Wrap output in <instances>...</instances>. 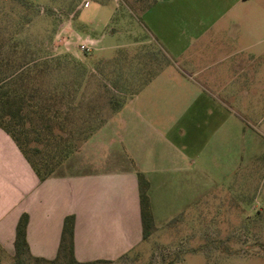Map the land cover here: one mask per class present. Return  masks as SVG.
Returning a JSON list of instances; mask_svg holds the SVG:
<instances>
[{
  "label": "crops",
  "instance_id": "crops-1",
  "mask_svg": "<svg viewBox=\"0 0 264 264\" xmlns=\"http://www.w3.org/2000/svg\"><path fill=\"white\" fill-rule=\"evenodd\" d=\"M82 2L85 8L93 2L103 8L115 4L110 21L120 28L114 25L108 31L112 37L148 33L157 54L129 60L147 68L150 77L45 181L0 128V245L11 256L23 213L30 216L28 242L35 257L57 256L70 214L76 216L75 254L80 262L117 260L132 251L143 242L135 168L150 181L157 226L198 205L200 167L196 159L187 160L172 132H184L188 122L197 131L219 125V116L245 104L251 90L264 92L254 85L264 73V0ZM126 24L137 32L122 28ZM81 27L94 50L103 51L99 45L105 35L96 38L88 24ZM141 44L122 43L115 50H139ZM188 114L194 115L192 120L185 118ZM69 163L79 165L75 170L80 171L60 173ZM180 184L185 200L178 192L175 199L182 203L175 205L168 197L172 186ZM158 206L175 213L159 220Z\"/></svg>",
  "mask_w": 264,
  "mask_h": 264
},
{
  "label": "rangeland",
  "instance_id": "rangeland-1",
  "mask_svg": "<svg viewBox=\"0 0 264 264\" xmlns=\"http://www.w3.org/2000/svg\"><path fill=\"white\" fill-rule=\"evenodd\" d=\"M32 1L37 5L24 11L31 21L23 28L25 37L20 45V57L26 61L50 62L52 71L41 79L52 88L64 82L74 83L76 99L71 106L80 107L86 118L91 114L95 120L90 125L98 129L115 113L109 98L113 95L128 101L150 77L143 65L128 62L133 58H155L156 41L148 33L139 34L130 24L122 28L137 32L136 35L112 37L108 31L120 25L114 26L110 21L115 4L103 8L93 2L85 8L82 0ZM6 7L17 15L18 9L8 4ZM18 21H10L9 29H16ZM87 24L94 30L91 31L94 37L105 35L99 45L103 51L96 52L86 39L81 26ZM133 41H141L139 50H115L117 45ZM59 59L62 67L57 66ZM254 85L263 90L264 73L261 83ZM261 93L251 90L245 104L236 105L234 110L225 112L226 116H219L215 121L219 125L213 123L210 128L197 131L189 128L188 122L182 126L184 132H172L173 141L179 143L187 160L196 159L200 167V203L189 205L173 219L161 222L148 242L135 247L128 259L112 264H264V250L249 247L264 230V92ZM193 117L188 114L185 118L192 120ZM196 117L200 127V114ZM215 126L218 130L212 128ZM88 127L78 122L67 129ZM90 131L76 133V151ZM77 167L80 168L69 163L59 172H78ZM178 192L184 201L182 184L172 186L168 198L175 199ZM178 202L182 203L178 198L173 203L180 204ZM166 210L158 206L159 220L175 213ZM261 238L264 240V231ZM215 240L224 242L222 247L228 243L234 251H222L226 247L220 248ZM12 263L11 255L0 253V264Z\"/></svg>",
  "mask_w": 264,
  "mask_h": 264
},
{
  "label": "trees",
  "instance_id": "trees-1",
  "mask_svg": "<svg viewBox=\"0 0 264 264\" xmlns=\"http://www.w3.org/2000/svg\"><path fill=\"white\" fill-rule=\"evenodd\" d=\"M7 4L18 9L17 15L8 11ZM36 5L32 0H0V128L12 137L39 179L45 181L76 150V144H74L77 137L76 133L81 134L83 131L91 130L85 137L82 136L84 137L83 141H85L97 129L90 125L94 119L91 114L86 118L80 107L71 106L72 100L76 99L73 92L74 83L64 82L52 88L51 85L45 81L42 82L41 79L46 73L52 71L53 67L50 62L26 61L20 57V45H22V40L25 37L23 28L31 21L30 16L24 11L32 9ZM17 19L19 21L16 29H9L10 21H17ZM65 60L71 61L70 59ZM57 63L58 67H62L60 65L61 59L57 60ZM109 99L110 103L114 104V112L118 111L125 103L124 99L113 95ZM90 117L92 118L89 120ZM77 121L88 125V129L77 128L68 131L67 128L71 124L72 126L78 125ZM135 172L139 183L143 242H148L158 230L149 193L150 181L138 168H135ZM29 220V214L23 213L17 224L14 241L15 251L11 256L12 264H32L33 262L44 264H112L116 261L80 262L76 258V216L74 214L68 215L64 220L57 256L54 259L35 257L28 242ZM252 223L255 224L256 222ZM263 231L259 238L250 243L251 246L249 247L264 250V240L261 238ZM215 243L220 248L226 247L222 251H234L228 243L222 247L224 242L221 240H215ZM132 251L117 260L128 259ZM235 251L238 252L239 249ZM0 253L4 256H10L1 245Z\"/></svg>",
  "mask_w": 264,
  "mask_h": 264
},
{
  "label": "built area",
  "instance_id": "built-area-1",
  "mask_svg": "<svg viewBox=\"0 0 264 264\" xmlns=\"http://www.w3.org/2000/svg\"><path fill=\"white\" fill-rule=\"evenodd\" d=\"M89 4L88 3H86V6H88Z\"/></svg>",
  "mask_w": 264,
  "mask_h": 264
}]
</instances>
